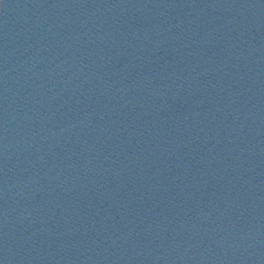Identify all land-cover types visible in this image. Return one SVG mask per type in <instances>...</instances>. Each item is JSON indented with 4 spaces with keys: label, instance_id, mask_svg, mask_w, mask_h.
I'll list each match as a JSON object with an SVG mask.
<instances>
[{
    "label": "water",
    "instance_id": "1",
    "mask_svg": "<svg viewBox=\"0 0 264 264\" xmlns=\"http://www.w3.org/2000/svg\"><path fill=\"white\" fill-rule=\"evenodd\" d=\"M0 264H264V0H0Z\"/></svg>",
    "mask_w": 264,
    "mask_h": 264
}]
</instances>
